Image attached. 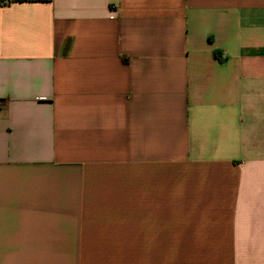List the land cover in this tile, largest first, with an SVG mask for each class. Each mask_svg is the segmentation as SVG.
Listing matches in <instances>:
<instances>
[{"label":"crops","instance_id":"1","mask_svg":"<svg viewBox=\"0 0 264 264\" xmlns=\"http://www.w3.org/2000/svg\"><path fill=\"white\" fill-rule=\"evenodd\" d=\"M0 99V264H264V0H0Z\"/></svg>","mask_w":264,"mask_h":264},{"label":"trees","instance_id":"2","mask_svg":"<svg viewBox=\"0 0 264 264\" xmlns=\"http://www.w3.org/2000/svg\"><path fill=\"white\" fill-rule=\"evenodd\" d=\"M215 55L218 56V52H215ZM5 103V99H0V106L3 105Z\"/></svg>","mask_w":264,"mask_h":264}]
</instances>
